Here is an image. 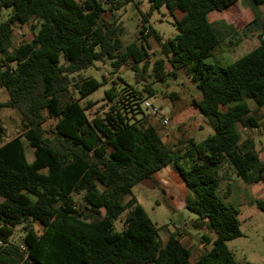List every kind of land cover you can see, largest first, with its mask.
Here are the masks:
<instances>
[{
  "label": "trees",
  "instance_id": "obj_1",
  "mask_svg": "<svg viewBox=\"0 0 264 264\" xmlns=\"http://www.w3.org/2000/svg\"><path fill=\"white\" fill-rule=\"evenodd\" d=\"M128 1L0 0V8L11 9L0 23V87L8 95L0 110L16 109L21 122L10 141L0 124V264H238L226 243L241 236L239 223L217 194L219 173L227 163L245 184H264V161L239 131L264 132L251 108L264 107V25L254 49L231 65L205 60L234 30L215 15L239 1L256 11L264 0H147L153 9L168 10L176 35L163 43L142 19L137 41L124 46L112 13ZM16 26H29L33 35L14 47ZM149 37L165 57L151 66L154 81L189 66L201 94L193 104L213 131L199 143L193 137L167 142L141 109L143 97L156 93L145 78ZM105 61L114 72L128 68L142 88L118 77L104 92L107 109L90 119L86 111L96 104L82 107L70 90L79 98L95 91L99 83L79 73ZM158 114L153 117L161 123ZM20 137L33 149L31 162ZM167 167L185 188L184 208L214 236L201 238L209 248L193 263L181 236L162 241L132 197L135 186ZM256 206L264 213V200ZM124 212L123 230L116 232L114 222ZM17 226L23 235L13 243Z\"/></svg>",
  "mask_w": 264,
  "mask_h": 264
},
{
  "label": "rangeland",
  "instance_id": "obj_2",
  "mask_svg": "<svg viewBox=\"0 0 264 264\" xmlns=\"http://www.w3.org/2000/svg\"><path fill=\"white\" fill-rule=\"evenodd\" d=\"M11 9L0 8V23L7 19ZM174 15L179 16V13ZM117 23L123 28L120 37L124 46L137 41L142 19L146 20V25L154 32L159 34L162 42L172 39L176 34L173 26L174 20L165 7L153 9L147 0H129L125 6L112 13ZM109 17L105 14L104 19ZM260 24L247 27L236 26L233 31L222 40L220 46L213 52L212 57L205 60V63L226 67L234 61L249 53L257 45L258 40L251 39L252 32L258 29L262 31ZM240 28V29H239ZM32 31L29 26H16L14 28L13 46L16 47L22 42H28L32 38ZM140 43V42H139ZM149 48L147 49L150 62L148 74L145 76L148 84L155 90V96L149 99L143 97L152 106L160 107L162 118L168 119V124L163 125L158 118L150 116L148 111L141 109L147 114V121L150 124L159 127L167 142H173L177 137H193L199 143L213 134L210 126V120L200 114L193 104V100L199 101L201 94L195 88L192 82L189 66L178 70L174 75L163 81H154L151 73V66L159 59L165 57L161 46L156 43L152 37L147 39ZM169 70V66L166 65ZM82 77L92 78L99 83V87L84 98H79L77 94L70 90L71 95L78 99L79 104L84 107L88 102L96 105L86 111L88 118H93L107 109L103 101L104 92L108 90L113 82L120 77L126 84L133 86L136 91H141V86L135 83L134 73L128 68L114 72L108 61L94 62L92 66L79 73ZM118 82V81H117ZM122 85V84H121ZM117 87L120 85L117 84ZM174 97H173V96ZM8 100L7 92L0 87V103ZM168 107L170 112H165ZM157 108V107H156ZM252 112L262 122L264 121V107ZM141 114H138L140 117ZM54 121V120H52ZM50 120H46V127L50 125ZM0 124L6 129L5 141H10L20 133L21 122L20 114L16 109L2 108L0 110ZM241 140L251 139L254 141L256 152L264 159V132L262 130L243 129L239 127ZM23 142L25 154L29 162L33 160V149H31L25 139L20 137ZM221 182L218 189V196L226 204L236 210V218L239 223L241 236L226 243L227 248L232 253L238 264H264V213L256 206L257 200H264V184H245L241 179L235 176L233 170L227 163H224L220 169ZM157 182L158 179L155 178ZM162 182V181H161ZM164 185L157 184L155 181H146L138 184L132 189V197L143 208L151 223L158 229L162 241H166L169 235L176 233L181 237V241L190 251V261L193 263L199 255L204 253L209 246H203L200 240L203 236L213 239V233L206 227V222L199 219L195 214L184 208L186 191L185 188L178 189L171 187L174 181L170 180ZM175 185V184H174ZM131 196L125 198L127 202ZM122 217L114 222V230L121 232L123 230ZM40 231L38 226H35ZM23 233L21 227L14 228L10 241L19 242Z\"/></svg>",
  "mask_w": 264,
  "mask_h": 264
},
{
  "label": "crops",
  "instance_id": "obj_3",
  "mask_svg": "<svg viewBox=\"0 0 264 264\" xmlns=\"http://www.w3.org/2000/svg\"><path fill=\"white\" fill-rule=\"evenodd\" d=\"M215 20H222L225 24L232 26L233 29H236V26L247 27L257 24H260L262 26L264 25V5L259 6L258 8H256V11H254L247 7L243 2L239 1L231 5L227 9L223 10L219 14L215 15ZM260 34L261 31L256 29L252 32L251 39L257 41ZM164 111L167 113L170 111V109L168 107H165ZM259 157L262 161H264V159L260 155ZM155 178L158 179L159 182H157ZM170 180L174 181L175 185L173 184V186H171L173 187V189L176 188L180 192L181 189H184L179 175L176 174L170 167L164 168L153 176V181H155L157 184H162L164 186L165 184L163 183H168Z\"/></svg>",
  "mask_w": 264,
  "mask_h": 264
},
{
  "label": "built area",
  "instance_id": "obj_4",
  "mask_svg": "<svg viewBox=\"0 0 264 264\" xmlns=\"http://www.w3.org/2000/svg\"><path fill=\"white\" fill-rule=\"evenodd\" d=\"M144 107L146 108V110L148 111V113H150L151 115H153V116H158L159 115L158 114V112H159L158 111V108L152 106L150 103L145 102L144 103ZM161 123L163 125H167L168 124V119L167 118H162ZM0 245H1V241H0ZM21 249H23L22 246H21Z\"/></svg>",
  "mask_w": 264,
  "mask_h": 264
}]
</instances>
